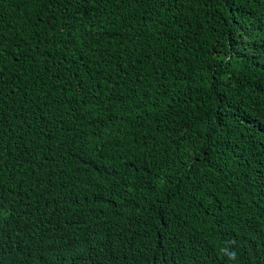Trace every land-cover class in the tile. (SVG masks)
Wrapping results in <instances>:
<instances>
[{
	"label": "trees",
	"instance_id": "1",
	"mask_svg": "<svg viewBox=\"0 0 264 264\" xmlns=\"http://www.w3.org/2000/svg\"><path fill=\"white\" fill-rule=\"evenodd\" d=\"M0 264H264V0H0Z\"/></svg>",
	"mask_w": 264,
	"mask_h": 264
},
{
	"label": "clouds",
	"instance_id": "2",
	"mask_svg": "<svg viewBox=\"0 0 264 264\" xmlns=\"http://www.w3.org/2000/svg\"><path fill=\"white\" fill-rule=\"evenodd\" d=\"M224 254L228 256L229 259H235V252H228L226 249L224 250Z\"/></svg>",
	"mask_w": 264,
	"mask_h": 264
}]
</instances>
